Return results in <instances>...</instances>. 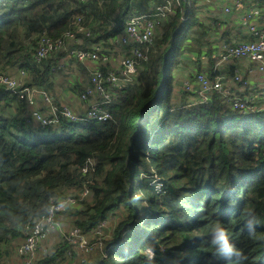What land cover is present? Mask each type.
Here are the masks:
<instances>
[{
  "label": "trees",
  "instance_id": "16d2710c",
  "mask_svg": "<svg viewBox=\"0 0 264 264\" xmlns=\"http://www.w3.org/2000/svg\"><path fill=\"white\" fill-rule=\"evenodd\" d=\"M165 1L0 0V72L24 71L27 85L51 94L58 59L67 52L36 62L43 36L58 38L70 30L82 40L78 46L99 42L104 50L127 19ZM174 8L152 43L142 47L131 81L113 92L107 121L75 123L60 116L55 128H43L29 120L17 94L0 86V264L19 254L27 227L66 190L78 201L59 212L64 224L58 230L68 236L79 228L92 243L100 242L101 251L82 263L64 236L51 251L42 253L39 245L32 264H145L140 250L149 241L156 247L154 264H264V110L239 114L218 95L207 105L181 102L178 60L195 57L197 70L213 76L219 47L209 41L210 30L217 43L224 34L206 26L195 1ZM216 8L218 19L228 16ZM236 11L232 6L231 15ZM78 18L82 31L73 24ZM225 72L232 77L234 66ZM85 189L90 193L80 198ZM249 210L257 221L251 233L243 223ZM111 217L112 225L94 235ZM217 222L239 257L214 254L208 233ZM20 260L26 264L27 257Z\"/></svg>",
  "mask_w": 264,
  "mask_h": 264
},
{
  "label": "built area",
  "instance_id": "2783aa9c",
  "mask_svg": "<svg viewBox=\"0 0 264 264\" xmlns=\"http://www.w3.org/2000/svg\"><path fill=\"white\" fill-rule=\"evenodd\" d=\"M182 1L186 0H166L155 5L151 12L131 16L126 20L121 31L109 38V47L104 50L99 42L93 43L90 47L78 46L82 44V40H77L70 30L58 38L42 37L34 57L36 62L40 63L52 53L58 55L65 51L67 56L58 59L60 62L57 68H64V61L68 58H75L78 61L88 60L92 63L93 67L89 71L86 83L78 95L79 100L87 104L83 113L76 112L67 104L59 108L47 90L27 85L25 72L19 69L17 75L0 72V86L17 94L27 106L29 120H35L43 128H55L60 116L75 123L107 121L112 117L110 102L113 92L131 81L138 69L137 57L143 56L142 47L152 43L156 30L163 25L164 20L168 21L170 15L175 12L174 7ZM191 1L200 5L210 0ZM214 1L226 14H230L232 6L237 10L235 13L243 26V32L237 34L234 31L232 35H235V39H227L219 43V49L215 53V64L211 70L213 76L205 71H191L188 77L181 79L184 84L179 92L181 97L183 93L185 94L186 105L189 107L207 105L212 101L213 96L218 95L239 114L258 111L260 110L257 106L258 102L264 108V0ZM247 1L251 3L246 7ZM185 20L186 18L183 17L182 22ZM79 28V31L83 30L82 27ZM242 34L248 35L249 38L241 39ZM103 51L106 53L103 54ZM237 61L243 62L248 76L245 75L242 65L237 67ZM101 65L105 68L103 69ZM231 66H234V75L228 77L225 70ZM255 72L260 73L261 77L262 89L259 91L252 89L250 82V77L256 74ZM235 85L239 88L233 91L232 87ZM244 90H248L247 95L241 94ZM40 102L46 105V112L42 110ZM89 193L90 191L85 189L80 193V198L86 197ZM71 194L72 191L59 200H52L48 213L35 224L27 227V235L21 243L18 254L20 257H27L26 264H32L30 257L34 255L39 245H43L55 232L60 231L58 229L63 228L64 222L61 221L59 212L65 211L78 201L77 194ZM108 224V219L99 223L93 231L94 235L101 236ZM68 238L72 243L84 247L89 235L79 228H74L69 231Z\"/></svg>",
  "mask_w": 264,
  "mask_h": 264
},
{
  "label": "rangeland",
  "instance_id": "374dc122",
  "mask_svg": "<svg viewBox=\"0 0 264 264\" xmlns=\"http://www.w3.org/2000/svg\"><path fill=\"white\" fill-rule=\"evenodd\" d=\"M223 1H229V0H221V2H223ZM200 6H201V11L203 12L202 14L206 17V19L212 18L213 20H215V22L217 21L216 24L218 26V29L220 31H224L226 33L227 39H231V40L232 39H235V35H232V33L234 31H236L237 34H241L243 32V26H242V29L241 30L235 29L234 27H232V28L229 27V24H231L233 26V23H234L233 20H232V17L225 16L222 19L216 18L217 15H218L217 12L211 10V9H216L217 10L215 3L210 2V5L209 6L202 5V4H200ZM79 21H80V19L78 18V20H74L73 24H78V26L81 27V25L79 24ZM166 22H167V20H164L163 21V24H165ZM162 28H159L158 30L161 31ZM219 34H221V32L218 33V35ZM212 35H214V32H213ZM170 44H171L170 41L163 43L161 49H158V53L164 51L166 48H168L170 46ZM60 57H61V59L64 58L63 55H61ZM188 58H189V60L182 59V58L178 60V64L176 66V70L174 71V76H177L178 78H183V76L188 71L194 72V71L197 70V65L194 62V58L195 57L193 58L191 56V57H188ZM80 63H81L80 61H75V60H71V59L65 60L64 61V66L65 65L66 66L64 68H60L59 70L57 69V71L55 72L56 74H58V76H61L62 77V79H60L57 82L58 87H62V88H59L58 89V92L61 93V95H65L66 92L69 89L68 86L76 80L75 79V74H79L83 78H87L88 77V75H89V72L88 71L89 70L87 71L85 69V67H83V65L80 64ZM188 76H189V72H188ZM252 80L253 79L250 77V81H252ZM70 81H71V83H70ZM261 83L262 82L260 80V84ZM183 84L184 83H182V84L179 85L178 83H176L177 86L175 87V90H177V91L178 90L179 91L182 90L183 89ZM252 89H253V85H252ZM261 89H262V86L260 88H258L257 91H259ZM50 93L52 94L54 100L57 101L56 98H55V96L58 97V94L57 95L54 94L55 93L54 92V88H52L50 90ZM179 98H181V102H184L186 100L185 94H183V96L182 97H179ZM175 101L178 102L177 100H175ZM67 193H68L67 190L64 191L63 196H67ZM89 199L91 200V197H89ZM108 222H109V224H108V228H109L110 225H112V220L111 219H108ZM108 228L105 231H109ZM62 232H63V230L62 231L55 232V236L56 237L54 238V236H53L52 241H51V244L49 245V248H51V249L52 248H56V245L58 246L60 243H62V240H66L65 237L68 238V236L66 234L64 235L65 236L64 237L63 236L64 233H62ZM90 239L92 240V238L89 237V240H87V243L85 244L84 247H81V246H79L77 244H72L70 242L72 244L73 250H75L78 253V255H79L78 256V260L80 262H82V263H84L86 260L92 259L93 257H95V255H97L101 251L99 249L100 242H94V243H92L90 241ZM49 242H48V244H49ZM72 248H70L71 249L70 251H72ZM51 249H48V246H47V251H51ZM47 251H44V249H42V252L43 253H45ZM20 258L21 257H19L18 254L17 255L14 254L13 260L10 261L9 264H22Z\"/></svg>",
  "mask_w": 264,
  "mask_h": 264
},
{
  "label": "crops",
  "instance_id": "0c3cea01",
  "mask_svg": "<svg viewBox=\"0 0 264 264\" xmlns=\"http://www.w3.org/2000/svg\"><path fill=\"white\" fill-rule=\"evenodd\" d=\"M213 3L217 4L215 1H213ZM250 3H251L250 1H247L246 7ZM211 10L217 12V14H218L217 17H221V11L220 10H218V9L217 10L216 9H211ZM228 16L229 17H232V20L234 22L233 23V26L231 24H229V27L230 28L234 27L235 29H239V30L242 29L241 23L239 22V19L237 18V16L235 14L231 15V13H230V14H228ZM204 20H206L205 24H206V26L208 28H215V29H217V27L214 25V23H217V21L215 22V20H214V22H213L212 18L206 19L205 16H204ZM221 32L224 35H221L222 36V39H221V41L219 43H221L222 41H225L227 39L226 33L224 31H221ZM210 33L212 35L213 34V30H210ZM211 38L214 39V36L212 35ZM211 38L209 37V41H213V44L214 45L217 44L218 47H219V43L215 42ZM80 62H81L80 64H82L83 67H85V69L87 71L88 70L90 71V69L93 67L92 66V63L90 61H88V60L80 61ZM242 69L245 71L244 64H242ZM255 73L256 74H254L253 76H251V78L253 80L250 81V82L253 85V89L254 90H257L258 88L261 87V84H260L261 77L259 75L260 73H258V72H255ZM14 74H18V70ZM245 75L248 76L249 74H247L246 71H245ZM53 78H54V84H53V87L52 88H54V92H55L54 94H56V95L58 94V97L55 96L57 102L60 103L61 105L67 104V105L71 106L76 112L83 113L85 111V109L87 108V104H86V102L79 100L78 95H79L80 91L82 90L84 84L86 83V80H87L88 77L87 78H83L79 74H75V79L76 80L73 83H71V81H70L71 84L68 86L69 89H68V91L66 92L65 95H61V93L58 92V89L59 88H62V87H58L57 82L60 79H62V77L61 76H58V74H54L53 75ZM236 88H239V86H237V85L233 86L232 87V90L235 91ZM247 93H248V90H244L241 94L242 95H247ZM258 104L259 105H257V106L260 107L259 108L260 110H258V111L264 110L263 107H262L263 105H261V103H259V102H258ZM39 105L42 107V110L44 112L47 111L45 104H41V102H40ZM64 227H65V229H68L70 227V222L65 220ZM51 241H52V237L49 238L48 240H46L43 243V249H44V251H47V246H48V249H50L49 248V245L51 244ZM48 242H49V244H48Z\"/></svg>",
  "mask_w": 264,
  "mask_h": 264
},
{
  "label": "clouds",
  "instance_id": "9594fccd",
  "mask_svg": "<svg viewBox=\"0 0 264 264\" xmlns=\"http://www.w3.org/2000/svg\"><path fill=\"white\" fill-rule=\"evenodd\" d=\"M257 105L259 104L257 103ZM243 223L244 226L248 229L249 233L255 230L257 221L252 210H249L245 214ZM208 242L213 247L214 254L224 258L225 260H230L241 255V251L232 242L228 231L219 222L212 225L208 233ZM140 254L144 257L145 264H154L156 255V247L154 241L147 242L140 250Z\"/></svg>",
  "mask_w": 264,
  "mask_h": 264
}]
</instances>
